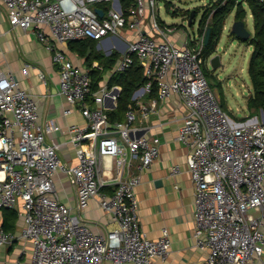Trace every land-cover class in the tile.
Masks as SVG:
<instances>
[{"label":"built area","instance_id":"1","mask_svg":"<svg viewBox=\"0 0 264 264\" xmlns=\"http://www.w3.org/2000/svg\"><path fill=\"white\" fill-rule=\"evenodd\" d=\"M96 8L103 11L101 18ZM2 16L10 30L30 31L45 44L57 69L58 94L70 105L63 114L70 115L77 106L86 125L68 127L75 163L64 161L61 144L46 142V136L58 130L54 119L40 122L36 98L11 72L0 71V210H16L23 220L18 235L0 229V249L16 240L29 243L27 264H161L168 258V230L151 240L139 225L135 188L140 178L130 172L133 161L138 160L137 169L143 171L159 156L158 140L150 143L135 127L149 108L141 105L138 114L129 109L122 121L110 122L105 102L115 101L114 91L120 87L103 83L91 94L90 73L102 69L92 65L81 70L59 49L69 42L117 37L125 29L135 37L126 42L110 77L128 69L136 57L147 79L138 97L151 93L155 83L159 100L176 95L185 107L177 140L188 150L186 165L194 185L192 237L206 253L204 264H252L261 259L264 120L235 122L220 108L202 70L208 21L193 45H176L169 36L181 29L158 19L156 0H133L125 10L119 0H0ZM145 29L153 35L143 33ZM102 51L109 56L118 48L111 45ZM30 68L25 63L23 73ZM38 75L45 82L44 75ZM178 173L179 167H173L171 175ZM57 175L75 188L79 211L96 201L117 228L95 234L80 222L59 199Z\"/></svg>","mask_w":264,"mask_h":264},{"label":"crops","instance_id":"2","mask_svg":"<svg viewBox=\"0 0 264 264\" xmlns=\"http://www.w3.org/2000/svg\"><path fill=\"white\" fill-rule=\"evenodd\" d=\"M249 16L251 17L250 14ZM224 28L225 25L223 30ZM145 30L143 33L153 35L152 32L149 33L148 30ZM121 32H126V36L123 37L119 34L117 37L95 41V51L107 56L102 49H108L111 45H115L118 51L113 52H117L120 56L126 42L135 37L134 32L125 29ZM169 39L176 45L185 43L193 45L188 43L186 33L181 30L173 33ZM59 49L75 67L81 70L92 65H97L103 69L98 62H92L90 66L87 65L85 58L81 57L77 51L72 50L69 43L60 46ZM89 53L90 50L87 52V56ZM213 55L208 58L210 59ZM25 63L31 65L27 74H24L22 70ZM0 71L11 72L19 86L36 98L40 122L54 119L58 130L48 134L46 142L60 143V157L64 161L74 164V151L70 146L67 130L71 125L85 126L86 120L77 106L72 107L73 112L70 115L63 114L66 109L70 108V105L58 94L57 69L52 64L51 54L46 49L45 44L39 42L30 31L10 30L4 16L0 19ZM39 72L44 75L45 82L39 79ZM110 75L111 71L105 74L99 89L103 83L108 86ZM140 88L141 86L133 91L131 95L133 106L127 110H135L138 114L141 105L149 108L147 117L141 119L142 121L138 118L135 127L142 129L139 135L145 136L150 143H153L155 139L158 140L159 156L148 169L143 171L137 169L138 160L132 162L133 166L130 172L139 175L140 178V183L135 188L139 225L151 240L157 239L163 229L168 230L170 252L166 261L161 264H204L206 253L194 245L192 237L194 229V185L186 165L188 150L177 140L185 107L176 95L163 101L159 100L157 91L145 93L138 97L136 92ZM116 91L114 93L118 94L119 97L121 88L120 91ZM117 99L115 101L106 100L105 104L108 111L115 109ZM110 104L113 105V108L109 107ZM236 112L239 114L230 117L235 122H241V119L247 118L249 114L246 105L243 108L241 106L236 108ZM251 118L264 120V114L260 112L252 115ZM108 162L111 163L110 160ZM175 166L179 167V173L172 176L171 170ZM111 173L113 174L112 169ZM54 183L60 201L71 207L72 214L79 218L80 222L84 223L93 233L105 234L107 231L117 228V223L98 207L96 201H91L86 210L79 211L75 188L68 183L66 178L57 175L54 178ZM110 189L106 188L104 191L110 192ZM3 219V212L0 210V229ZM22 227L23 220L18 215L12 233L18 235ZM30 252L31 245L29 243L16 240L11 245L0 249V264H27L30 259ZM262 263H264V254H262L261 259L254 260L252 264Z\"/></svg>","mask_w":264,"mask_h":264},{"label":"trees","instance_id":"3","mask_svg":"<svg viewBox=\"0 0 264 264\" xmlns=\"http://www.w3.org/2000/svg\"><path fill=\"white\" fill-rule=\"evenodd\" d=\"M123 9H127L133 0H119ZM96 7L104 8L105 4H98ZM247 10L253 21V34L248 40L242 41L232 37L238 41L252 46V53L249 59L247 73L251 84V93L247 97L246 107L249 111L248 117L257 113H264V3L258 0H216L212 1L204 10L199 22L198 32L201 34L204 30L205 23L208 21L207 29L210 28V36L208 44L204 47L202 57L206 60L209 56L216 52L217 45L220 41L226 17L235 11L234 21H243L245 23ZM191 10L181 11L182 15L188 17ZM172 13L177 14V11ZM212 13V14H211ZM211 15V16H210ZM197 16L194 10L192 24ZM70 48L85 58L87 65L92 62H98L103 68L102 70L93 69L91 76V94L99 90L100 84L103 81L105 74L110 72L115 66L116 61L120 57L117 52H113L109 56L97 53L95 51V40L86 39L74 42H69ZM90 50L89 55L87 52ZM147 81L144 70L136 57H133L132 65L123 72L113 74L108 82V87L117 85L121 88V92L117 99V105L114 110L108 111L110 122L121 121L129 107L133 106L131 95L135 89L142 86ZM156 84H153L152 91L156 92ZM91 101V98H88ZM246 118H242L244 121ZM3 223L1 229L6 232H13L15 221L18 218L17 211L2 209Z\"/></svg>","mask_w":264,"mask_h":264},{"label":"rangeland","instance_id":"4","mask_svg":"<svg viewBox=\"0 0 264 264\" xmlns=\"http://www.w3.org/2000/svg\"><path fill=\"white\" fill-rule=\"evenodd\" d=\"M214 0H156V11L158 19L167 25H177L181 31L186 33L188 43H193V38L198 34V26L206 7ZM195 10V17L191 26L187 25L186 16L181 11ZM177 11V14L172 13ZM233 11L226 17L225 28L222 32L215 54L221 57V65L218 70H213L209 65V58L204 60L202 65L203 74L211 89L215 92L220 108L232 118L239 114L236 108L246 105L247 97L251 93L250 79L247 73L249 59L252 53V46L238 41L230 34L234 23ZM246 28L253 34V21L247 15L245 19ZM125 37L126 32L119 33Z\"/></svg>","mask_w":264,"mask_h":264},{"label":"water","instance_id":"5","mask_svg":"<svg viewBox=\"0 0 264 264\" xmlns=\"http://www.w3.org/2000/svg\"><path fill=\"white\" fill-rule=\"evenodd\" d=\"M95 12L100 18L102 17L103 11L101 9L96 8ZM193 17H194V11L191 10L189 13V16H188V22H187L188 26H191ZM230 34H233L236 38H238L242 41L248 40L251 36V34L247 30L245 23L243 21H234V23L232 24L231 29H230ZM209 36H210V28L207 29L206 34H205V38H204V45L205 46L208 44ZM220 60H221V57L218 54H214L209 59V65L211 66V68L213 70L216 71L220 67H222ZM109 107L113 108V105L110 104Z\"/></svg>","mask_w":264,"mask_h":264}]
</instances>
